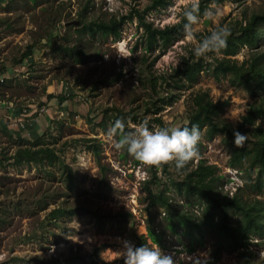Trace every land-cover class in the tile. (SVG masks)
<instances>
[{"label": "rangeland", "instance_id": "obj_1", "mask_svg": "<svg viewBox=\"0 0 264 264\" xmlns=\"http://www.w3.org/2000/svg\"><path fill=\"white\" fill-rule=\"evenodd\" d=\"M152 1L0 0V82L5 81L0 87V115L6 118L5 124L0 116V264H88L89 257L97 264H124L123 241L136 247L140 237L147 236L148 188L163 191L178 210L201 217L202 202L178 195L172 184L183 180L200 160L214 165L222 176L217 184L220 197L264 202V193L253 190L247 174L230 168L224 136L208 138L203 132L198 158L181 174L170 163L163 172L113 147L115 137L108 130L115 117H123L129 131L143 121L149 129L184 127L199 92H207L215 103H227L219 117L235 127L252 105L264 103L262 87L233 85L232 75L214 79L211 63L220 54L203 56L204 73L191 89L167 94L146 81L152 75L170 74L183 57L193 56L197 35L264 13V0H226L219 5L220 16L201 18L193 40L183 36L165 51L147 54L146 62L136 18L123 25L120 39L92 36L83 28V22L144 12ZM191 2L170 0L168 7L149 12L146 18L157 27L175 24ZM31 46L33 55L27 57ZM256 56L264 65V26L257 45L241 49L232 59L241 65ZM18 107L29 116H18ZM257 127L264 129V118L249 128V141H254ZM24 141H39L41 147L54 149L58 159L13 164L11 157ZM89 145L99 146L100 160ZM55 209L67 213L55 219L50 215ZM151 211L162 235L158 247L172 256L174 264L211 259L220 241L215 233L206 232L200 242L191 244L182 229L173 233L168 228L162 209ZM233 219L239 221L240 215ZM148 246L156 244L149 241ZM242 251L224 249L217 264H240ZM244 251L253 264H264V235L251 237Z\"/></svg>", "mask_w": 264, "mask_h": 264}, {"label": "trees", "instance_id": "obj_2", "mask_svg": "<svg viewBox=\"0 0 264 264\" xmlns=\"http://www.w3.org/2000/svg\"><path fill=\"white\" fill-rule=\"evenodd\" d=\"M30 1L35 2L36 0ZM225 1L215 0V3L220 5ZM230 1L238 3L241 0ZM169 3L170 0H153L144 12L135 11L120 19L110 18L107 21L92 20L83 22V28L92 36H112L120 39L123 25L136 18L137 28L142 30L140 38L145 52L143 59L146 62L147 54L165 51L169 46L183 37L182 26L184 21L182 14L179 22L164 27H157L146 18V14L149 12L166 8ZM210 3L211 0H199L202 17L204 10L209 7ZM262 26H264V13L253 14L243 22L238 21L234 25L228 26L231 32L226 47L219 53L222 57L214 58L213 63H211L213 66L211 74L214 79L220 81L222 78L232 75L234 76L233 85L242 84L251 88L259 86L264 89V65L260 56L253 57L250 62H243L241 65L235 59H232L241 49L245 47L254 48L257 45L262 36ZM205 35H197V40ZM137 48L138 46H136L135 50ZM74 51V49H69L68 53L73 54L75 53ZM32 55L31 46L28 47L26 56L32 57ZM77 57L79 58V56ZM157 58L154 59V62ZM204 59V57H196L194 55L183 57L181 65L173 69L170 74L152 75L146 81L149 82L152 88L159 87L161 92L167 94H171L175 90L191 89L198 83L201 74L204 73ZM4 83L5 81L0 82V87L4 86ZM52 98L51 96L50 99ZM173 99L172 95L167 102L171 103ZM162 100L165 102V99ZM226 106L227 103H215L207 92H199L194 97L189 122L184 127L190 128L195 124L199 127L200 133L205 132L208 138H213L217 135L224 136L223 142L231 152L229 160L230 168L246 173L247 177L252 181L251 187L253 190L262 195L264 193V129L260 127L255 128L253 131L254 141L246 139L240 147L234 144L232 133L233 129L241 133H249V128L255 125L258 118H264V103L257 106L252 105L247 114L242 117L241 123L237 127L219 117ZM160 109L161 107L157 108L154 113H158ZM117 119L124 120L123 117L117 116L114 118V121ZM156 122L162 124L159 118L156 119ZM124 123L126 124V121ZM125 131H129L127 127H125ZM22 144L14 156L11 157L13 164L17 166L22 164L39 165L45 161L53 163L58 159L54 149L41 147L39 141L29 143L24 141ZM199 144L200 140L197 147ZM89 148L100 160L99 146L89 145ZM99 164L102 171H105V167L101 163ZM154 168L156 170L161 168V171L168 172V164H162ZM154 177L158 178L156 172L154 173ZM221 179L222 176L217 174V169L214 165H209L205 161L200 160L194 169L184 175L183 180L173 181L172 184L178 195L185 198H197L202 202L203 209L199 218L178 210L171 202V198L163 191L154 193L151 188H148L149 203L146 207L148 215L146 225L147 236H141L136 247L143 244L148 245L149 241L157 246H162V235L154 226V214L151 211L153 208H160L168 216V228L173 233H178V230L182 229L184 236L189 239L191 244L200 242L201 237L206 232L215 233L219 237L220 241L211 259L196 264H217L221 253L227 248L243 250L241 253L242 262L240 264H253L244 250L248 248L251 237H261L264 235V202L259 200L248 202L237 197L233 199L220 197L217 193V184ZM66 213V210L55 209L50 215L56 219ZM235 214L240 215L239 221L233 219ZM86 260L88 264H97L94 257H89Z\"/></svg>", "mask_w": 264, "mask_h": 264}, {"label": "clouds", "instance_id": "obj_3", "mask_svg": "<svg viewBox=\"0 0 264 264\" xmlns=\"http://www.w3.org/2000/svg\"><path fill=\"white\" fill-rule=\"evenodd\" d=\"M184 38L193 40L194 27L200 22L199 0L192 2L182 10ZM203 17L215 19L221 15V8L211 0L208 8L203 12ZM230 28L219 24L208 34L200 38L193 47L192 52L196 57L207 54H219L227 45L230 36ZM125 123L117 119L108 130L109 136H114L113 147L124 150L136 161L146 166L158 167L162 164H171L178 174L186 170L190 161L198 158V142L200 129L193 124L189 127L169 128L154 127L149 129L147 121H143L134 127L132 131H125ZM234 144L240 147L247 139V134L233 129ZM120 255L124 258V264H174L173 258L165 254L156 246L149 247L146 244L135 247L127 240L123 241V251Z\"/></svg>", "mask_w": 264, "mask_h": 264}, {"label": "built area", "instance_id": "obj_4", "mask_svg": "<svg viewBox=\"0 0 264 264\" xmlns=\"http://www.w3.org/2000/svg\"><path fill=\"white\" fill-rule=\"evenodd\" d=\"M43 111L44 110H42V112ZM18 113H19L18 116H21L22 118L29 116L25 108L19 109V107H18Z\"/></svg>", "mask_w": 264, "mask_h": 264}, {"label": "crops", "instance_id": "obj_5", "mask_svg": "<svg viewBox=\"0 0 264 264\" xmlns=\"http://www.w3.org/2000/svg\"><path fill=\"white\" fill-rule=\"evenodd\" d=\"M3 112H6L5 110H3ZM3 119H4V121H5V124H6V118H5V115L2 113L1 115H0Z\"/></svg>", "mask_w": 264, "mask_h": 264}]
</instances>
